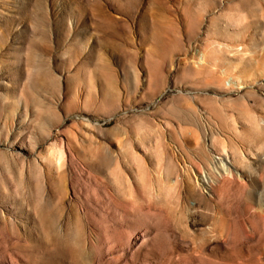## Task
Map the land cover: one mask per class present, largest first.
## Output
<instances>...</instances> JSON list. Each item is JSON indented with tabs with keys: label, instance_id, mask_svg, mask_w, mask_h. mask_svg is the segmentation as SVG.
<instances>
[{
	"label": "rangeland",
	"instance_id": "374dc122",
	"mask_svg": "<svg viewBox=\"0 0 264 264\" xmlns=\"http://www.w3.org/2000/svg\"><path fill=\"white\" fill-rule=\"evenodd\" d=\"M0 264H264V0H0Z\"/></svg>",
	"mask_w": 264,
	"mask_h": 264
}]
</instances>
